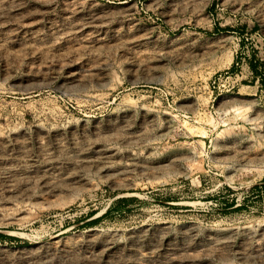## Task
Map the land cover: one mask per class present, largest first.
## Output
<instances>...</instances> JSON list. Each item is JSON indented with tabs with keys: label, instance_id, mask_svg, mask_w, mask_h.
I'll return each mask as SVG.
<instances>
[{
	"label": "rangeland",
	"instance_id": "obj_1",
	"mask_svg": "<svg viewBox=\"0 0 264 264\" xmlns=\"http://www.w3.org/2000/svg\"><path fill=\"white\" fill-rule=\"evenodd\" d=\"M253 55L264 0H0V264H264Z\"/></svg>",
	"mask_w": 264,
	"mask_h": 264
},
{
	"label": "trees",
	"instance_id": "obj_2",
	"mask_svg": "<svg viewBox=\"0 0 264 264\" xmlns=\"http://www.w3.org/2000/svg\"><path fill=\"white\" fill-rule=\"evenodd\" d=\"M250 67L252 69V72L255 75H258L261 77L262 82L264 83V60L263 59H257L255 55H253L249 61ZM262 188L264 190V184H262Z\"/></svg>",
	"mask_w": 264,
	"mask_h": 264
},
{
	"label": "bare ground",
	"instance_id": "obj_3",
	"mask_svg": "<svg viewBox=\"0 0 264 264\" xmlns=\"http://www.w3.org/2000/svg\"><path fill=\"white\" fill-rule=\"evenodd\" d=\"M251 119H252V118H251ZM249 120H250V119H249ZM253 120H254V119H253ZM253 120H252V121H253ZM254 124H255V123H254ZM256 127H257V126H256ZM258 132H259V131H258ZM263 133H264V132H263ZM259 135H260V134H259ZM263 136H264V135H263Z\"/></svg>",
	"mask_w": 264,
	"mask_h": 264
}]
</instances>
